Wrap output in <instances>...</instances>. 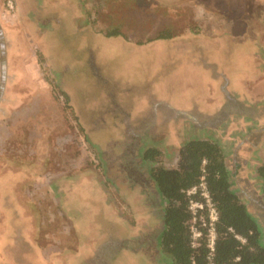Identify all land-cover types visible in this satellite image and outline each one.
<instances>
[{"label":"rangeland","instance_id":"obj_1","mask_svg":"<svg viewBox=\"0 0 264 264\" xmlns=\"http://www.w3.org/2000/svg\"><path fill=\"white\" fill-rule=\"evenodd\" d=\"M7 1L0 0V264H172L160 248L165 200L148 171L154 163L143 159L153 139L128 138L140 111L154 115L139 134L177 127L192 134L185 141L209 133L187 124L191 111L199 120L216 116L221 127L232 121V131L216 136L264 245V141L254 144L264 136V0H253L252 13L250 0H199L203 10L197 0H12L13 9ZM216 22L246 32L223 29L212 48L199 50L193 35ZM165 29L184 36L136 52L107 38L121 32L134 45ZM216 82L217 108L216 100L202 107ZM171 116L178 122H167ZM156 142L159 164L174 167V145ZM209 221L208 209L192 220L195 245L200 227L210 244Z\"/></svg>","mask_w":264,"mask_h":264},{"label":"trees","instance_id":"obj_2","mask_svg":"<svg viewBox=\"0 0 264 264\" xmlns=\"http://www.w3.org/2000/svg\"><path fill=\"white\" fill-rule=\"evenodd\" d=\"M107 35L122 34L114 31ZM178 35L165 29L149 41L171 39ZM161 156L162 151L155 147L147 149L143 155L144 159L157 162L151 176L165 200L160 248L172 264H264L261 228L233 188V174L222 146L207 138L188 140L180 147L174 168L160 165ZM257 172L263 181L264 197V160ZM203 181L218 212L213 252L206 241L207 228H198L202 232L198 245L193 240L194 215L190 205L192 200L205 202L201 197ZM194 188L196 191L189 193Z\"/></svg>","mask_w":264,"mask_h":264},{"label":"crops","instance_id":"obj_3","mask_svg":"<svg viewBox=\"0 0 264 264\" xmlns=\"http://www.w3.org/2000/svg\"><path fill=\"white\" fill-rule=\"evenodd\" d=\"M227 1V0H226ZM222 2L224 3V4H226L225 3V1L224 0H222ZM231 2V1H230ZM253 0H250L249 1V5H248V10L250 11V13H252V7H253ZM195 3V5H196V7L195 8H197V9H199L200 7H201V9L203 10L204 9V2H202V1H199V0H197V1H195L194 2ZM203 6V7H202ZM219 6H221V5H219ZM225 6H227V5H223V7H225ZM216 8H218V7H216ZM226 8V7H225ZM233 8H235L236 9V6H234V5H232L231 6V4H230V8H229V13H228V15H230V11H232V9ZM258 8V6L256 7V9ZM221 9V8H220ZM252 15V14H251ZM212 17L214 16V14L213 15H211ZM224 16H226L225 14H224ZM264 16H262V18H263ZM262 18H260V19H262ZM219 19H221V22H224V21H226L225 19H223V18H220L219 16H217L216 15V20H219ZM253 19V18H252ZM255 19V21L257 20V18H254ZM214 20V19H213ZM201 21V20H200ZM203 21V20H202ZM201 21V22H202ZM215 21V20H214ZM244 22H246V20H244ZM253 24V23H252ZM262 24H263V26H264V21H262ZM247 25V24H246ZM256 26H257V22L255 23V25H254V27H255V29L257 30V28H256ZM228 27V26H227ZM226 26H224V24L223 23H217L216 22V28L213 26V28H212V30H211V32L210 31H202V32H200V33H196L195 35H193V36H195V40L196 41H199V44L200 45H197V48L199 49V50H203L204 51V49H210V48H212L213 46H210L209 45V42L208 41H215V43H216V36H218V34H220V33H217V32H221V31H223V29H226V30H230V31H232V32H238V33H245L246 32V30H245V28H242V29H234L233 28V24H229V29L227 28ZM259 30H261V29H259ZM228 32V31H227ZM259 35V34H258ZM184 35L182 34L180 37L179 36H176V37H174V38H171V39H159V40H153V41H149V39H147V38H145L143 41H144V43H142V44H140V43H138V41L139 40H133L132 42H134V45L133 44H131V43H129V40H126V39H124L123 37L121 38L120 36H112V37H107L108 39H111V38H114V37H119L123 42H124V44H125V46L128 48V49H134V51L136 52L137 50H140V49H142V50H150L151 48H155V46L156 45H158V44H169L170 42H172L173 40H176V39H178V38H181V37H183ZM261 38H264V28H263V33L261 32V35H259ZM118 38V39H119ZM211 39V40H210ZM229 40H231V39H229ZM263 43H264V41H263ZM226 47V46H225ZM215 48L216 49H220V48H222V47H218V44H216V46H215ZM226 48H228L227 49V52H232V51H235V47L232 45V44H229V46H227ZM264 48V47H263ZM194 50L195 49H193V50H184L183 52L184 53H187V54H191L192 52H194ZM166 51H169V50H166ZM203 54H205L206 55V53H203ZM204 55V56H205ZM170 57H171V55H170ZM256 62H257V64L256 65H260V63L256 60ZM174 66H176V67H178L177 65H174ZM263 66H264V64L263 63H261V67H260V70L263 68ZM262 71H263V69H262ZM263 73V72H262ZM263 78H264V75H263ZM247 83H248V81L245 79L244 80V85L245 86H248L247 85ZM211 95H212V97H214V99L213 100H210L209 98L208 99H206L202 104H201V106L202 107H208V106H211V105H213L214 104V100H216V108H217V103H218V100H219V98H220V96H219V92L217 91V82H216V84H214V86H212L211 87ZM204 110V109H203ZM143 112L142 111H140L139 113H138V116L136 117L135 115H134V120L135 121H139L138 122V124H137V126L135 127V128H130L129 129V131L130 132H132L133 134H129V136H128V138L129 137H132V138H144V139H153V147H156V148H158V149H160L162 152H164V150H163V148L160 146V145H155L154 144V141L156 142V139H158V138H168L171 142H169L168 144H171V146L172 145H174V154L177 156V161H178V153H179V149H180V147L182 146V145H184L187 141H185L184 139L187 137V136H191L192 134H189V132H185V131H177V130H179V128L177 129V127H176V129H174L173 131H168L169 133H167V131L165 132V130H164V132L163 133H160V134H151V133H146L145 135H144V133H142V134H139V131L141 130V129H138V128H140V126L142 127V128H145V126L146 125H149V123H151L150 121H153V115H154V113H148V114H142ZM191 113L192 114H190V113H188V114H190V115H192V117L191 116H189V120L188 119H186L185 121H188L187 122V124L189 125H192L191 124V122L192 123H197V122H199L200 124H199V126H200V128L201 129H198V131H209V133H208V135H207V137H201V138H207V139H211V140H214V141H216V142H218L220 145L222 144V142L221 141H219V139H218V137L216 136V133L219 131V132H223V131H220V129L221 130H225V132L227 131L228 133H229V130L233 127L234 128V124H231V122H229L225 127H221V126H217L216 124H213L214 123V121L216 120V116H208V115H206V117H201V119L199 120V119H196L195 117L196 116H193L194 114H193V111H191ZM158 114H159V112H158ZM157 114V115H158ZM195 114H197V112L195 111ZM203 114V112H201V115ZM172 115V114H171ZM133 116V115H132ZM132 118V117H131ZM167 122H170V123H173V122H178V121H174V119H173V116H171V118H170V121H167ZM204 122H206L207 123V125L206 124H204ZM143 124H144V126H143ZM184 124V123H183ZM183 124H180V125H182L183 126ZM233 128L231 129V131L233 130ZM173 129V128H172ZM264 129V128H263ZM181 130V129H180ZM217 131V132H216ZM190 133H192V131H190ZM219 134H222V133H219ZM215 135V136H214ZM263 135H264V133H263ZM217 137V138H216ZM262 137V139H260ZM197 138H199V137H197ZM230 138V137H229ZM191 139H196V137H193V138H190L189 140H191ZM230 140H231V138H230ZM257 140L258 141H264V136H262V135H260L259 137H258V139H255V141H254V144H256V142H257ZM149 141V140H148ZM161 141V140H160ZM185 141V142H184ZM158 142V141H157ZM156 142V143H157ZM224 143H226V142H224ZM158 144V143H157ZM231 144H233V143H231ZM159 146V147H158ZM222 146V145H221ZM150 148L152 147V146H149ZM149 147H147L144 151H143V155H144V153H145V151L147 150V149H149ZM253 147H256L255 145H253ZM264 147V146H263ZM226 155V154H225ZM227 157V156H226ZM143 159H144V157H143ZM145 161L144 162H150V163H156L155 161H150V160H146V159H144ZM264 160V159H263ZM263 162V161H262ZM261 162V163H262ZM151 165V167L148 169V171L150 172V174H151V170H152V168L154 167V166H156V165ZM260 165V164H259ZM177 166V162H176V165L174 166V167H176ZM174 167H172V168H174ZM127 174H128V172H127ZM132 176V175H131ZM133 181H135L136 183H138V176L137 175H133L132 176V178H131ZM154 181V180H153ZM154 183H155V181H154ZM156 185V184H155ZM86 231V230H85ZM37 248V247H36Z\"/></svg>","mask_w":264,"mask_h":264},{"label":"built area","instance_id":"obj_4","mask_svg":"<svg viewBox=\"0 0 264 264\" xmlns=\"http://www.w3.org/2000/svg\"><path fill=\"white\" fill-rule=\"evenodd\" d=\"M7 6L9 7V9H13V2L12 0H8L7 1ZM196 191V188H194L193 190H191L189 193H194ZM201 191H202V195L203 198L205 200V202H201V201H191V205H190V209L192 210V213L194 215V219H197L198 214L201 210L203 209H208L210 212V221H209V226L208 229L210 230V233L212 235L211 238V242L209 244V247L211 248L212 252L214 251V245H215V240H216V222L218 220V212L216 210V207L214 205V203L212 202L210 193L207 189L206 183L205 181H203L201 183Z\"/></svg>","mask_w":264,"mask_h":264}]
</instances>
